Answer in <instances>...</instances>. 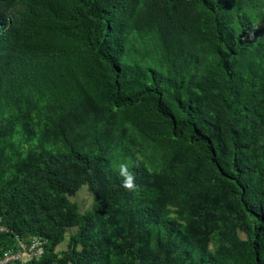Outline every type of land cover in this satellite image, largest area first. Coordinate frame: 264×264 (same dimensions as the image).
Listing matches in <instances>:
<instances>
[{
  "label": "trees",
  "instance_id": "1",
  "mask_svg": "<svg viewBox=\"0 0 264 264\" xmlns=\"http://www.w3.org/2000/svg\"><path fill=\"white\" fill-rule=\"evenodd\" d=\"M0 219L31 264H264V0H0Z\"/></svg>",
  "mask_w": 264,
  "mask_h": 264
},
{
  "label": "built area",
  "instance_id": "2",
  "mask_svg": "<svg viewBox=\"0 0 264 264\" xmlns=\"http://www.w3.org/2000/svg\"><path fill=\"white\" fill-rule=\"evenodd\" d=\"M7 231L0 219V233H6ZM46 243V239L38 236H15L14 245L0 255V264H31L38 261L44 254Z\"/></svg>",
  "mask_w": 264,
  "mask_h": 264
},
{
  "label": "rangeland",
  "instance_id": "3",
  "mask_svg": "<svg viewBox=\"0 0 264 264\" xmlns=\"http://www.w3.org/2000/svg\"><path fill=\"white\" fill-rule=\"evenodd\" d=\"M72 199L77 204V207H78V210L80 213H83L85 210L91 208L92 204L94 203L93 197L90 195V193L88 192V190L85 186H82L79 189V191L77 192L76 196ZM70 232H72V231H70ZM67 239H68V233H66L65 239L62 242V244H60L58 246V248H57L58 251L64 250L66 248ZM209 247L213 251L214 250V243L211 242Z\"/></svg>",
  "mask_w": 264,
  "mask_h": 264
},
{
  "label": "clouds",
  "instance_id": "4",
  "mask_svg": "<svg viewBox=\"0 0 264 264\" xmlns=\"http://www.w3.org/2000/svg\"><path fill=\"white\" fill-rule=\"evenodd\" d=\"M120 175L124 178L121 186L129 191L134 190L135 177L128 171L126 165L120 166Z\"/></svg>",
  "mask_w": 264,
  "mask_h": 264
}]
</instances>
